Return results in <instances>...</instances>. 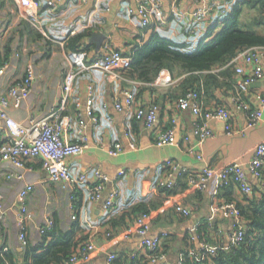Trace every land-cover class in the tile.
Listing matches in <instances>:
<instances>
[{
    "label": "crops",
    "instance_id": "0c3cea01",
    "mask_svg": "<svg viewBox=\"0 0 264 264\" xmlns=\"http://www.w3.org/2000/svg\"><path fill=\"white\" fill-rule=\"evenodd\" d=\"M35 1L43 34L25 20L16 21V0H0V55L13 61V68L0 81V96H7V77L19 79L27 67L32 69L34 75L27 97L18 108H9V114L18 122L25 121L31 115H43L58 106L62 96L60 86L68 69L64 47L70 36L86 31L89 36L95 32L103 33L106 39L102 47L108 45L128 57L137 44L147 42L153 34L194 49L201 40L209 38L208 29L213 24L221 23L234 5L242 0H162L165 24L161 25L152 19L147 28L141 26L136 16L128 13L129 7L135 4L134 0H88L85 4L81 0ZM213 3L216 5L206 17L197 20L196 10L208 11ZM255 15L254 9L244 7L240 20L247 22ZM221 27L214 30L215 33ZM255 30L264 34L260 27ZM89 36L86 44L89 49L85 55L87 62L91 63L100 51L96 52L95 45L88 41ZM234 78L237 79L236 75ZM169 80L176 82L169 85ZM179 81L180 78H172L161 72L153 82L144 83L125 72L120 73V78H115L98 69L82 73L75 80L67 99V112L73 115L79 104L85 121L88 120L84 105L87 86L91 85L92 110L98 117V123L81 128L74 121L69 139L73 143H84L86 148L81 155L68 158L67 163L73 175L96 168L106 174L110 182L105 186L103 199L112 189L119 191L115 205L105 210L103 199L94 202L88 198V186L92 185L93 178L88 177V182L78 188L76 200H79V207L74 221L83 230L88 242L95 244L89 259L78 264H106L108 253H115L120 264H130L127 257L133 253H138L135 264L143 258L142 236L130 233L125 237V226L114 228L109 223L138 203L146 204L155 220L154 225L150 224L148 238L169 232L167 252L171 262L177 261L180 252L186 249L188 236L195 235L197 227L205 223L210 226L211 238L216 236L227 243L231 222L222 216L217 207L227 199L243 202L244 194L234 183L229 185L231 187L227 191L226 187L220 186L216 177L207 183L203 191H197L188 185L185 175H178L206 167L217 172L232 163H240L247 168L257 146L264 144V106L261 107V122L255 127H247L245 114L235 109L230 86L214 89L204 103L206 106L220 103L229 109L233 114L230 122L234 132L229 134L222 122L211 121L213 136L199 143L192 135V116L188 111H180L175 104L180 94ZM225 83L230 85L228 79H225ZM262 90L264 76L250 87L247 95L254 107H259L255 95ZM125 91L133 93L137 104H147L152 100L156 102L158 117L152 129H146L133 112L117 111L112 107L114 98L122 96ZM104 103L108 104L107 108H103ZM167 129L173 130L177 143L157 147L154 143L156 137ZM184 137H188V140L184 141ZM114 143H120L123 148L116 156L109 153V146ZM166 161L179 166L171 177L176 187L169 194L160 188V182L167 172ZM28 165L31 170L26 171L24 177L35 184V190L27 198L29 209L34 213V221L27 225L26 230L28 241L35 244L38 239L37 225L47 212L58 216L61 224L69 225L72 221L69 220L66 193L47 180L38 161L29 162ZM6 172L7 168L0 163V193L3 195V204L9 208L15 202L17 183L7 180ZM250 180L253 186L264 192V182ZM256 196L260 198L259 193ZM178 205L188 209L189 215L183 216L176 212L175 206ZM17 236L15 215L8 210L4 221L0 223V249H12L20 253L22 249ZM194 245L199 247L197 242Z\"/></svg>",
    "mask_w": 264,
    "mask_h": 264
},
{
    "label": "built area",
    "instance_id": "2783aa9c",
    "mask_svg": "<svg viewBox=\"0 0 264 264\" xmlns=\"http://www.w3.org/2000/svg\"><path fill=\"white\" fill-rule=\"evenodd\" d=\"M17 14L16 21H27L33 25L40 33H44L41 25L38 7L35 0H16ZM53 2H62L64 0H52ZM84 4L88 0H81ZM135 4L129 7L128 13L136 16L140 20L143 28L150 25L152 19L159 24H165L166 17L164 14L162 0H134ZM216 5L213 3L208 11L197 9L195 16L197 20H202L207 13ZM17 56V54H14ZM65 60L68 62V69L64 74L61 83L62 96L59 99L58 106L51 108L43 115H31L25 121L18 122L9 114V108H18L22 101L30 92L34 81L32 69L27 67L24 74L19 79L12 76L7 77L9 84L7 96H0V163L7 168L6 179L17 183L15 202L13 206L6 208L3 204V195L0 193V223L5 219L6 212L12 211L15 215V221L18 228V241L21 249L28 244L27 230L28 224L33 223L34 213L29 209L27 198L30 193L35 190V184L25 180L24 174L30 171L28 163L38 161L42 167L46 178L52 184L57 185L67 195V205L69 212V220L74 221L77 218V210L73 207L76 200V192L79 187L88 182V177L93 178L92 185L88 186V198L91 201L99 202L103 199V191L108 182V176L96 168L84 171L78 175L71 173L67 159L81 155L86 145L83 143H73L69 139L70 131L74 121L81 128L88 125L96 126L98 117L93 113V88L87 86L86 112L88 120L85 121L79 104L76 112L71 115L67 112V99L73 89V84L77 77L92 69H98L120 78V73L125 72L131 64V59L123 55L119 50H112L108 45H104L100 52L96 55L91 63L87 62V57L82 50L69 51L65 53ZM12 59L4 58L0 55V81L4 79L10 69L13 67ZM228 66L234 70L237 77L236 90L232 101L235 109L245 114L247 127L257 126L262 119L261 107L264 106V90L259 91L255 95V100L259 107H254L247 95L250 87L260 81L264 76V46H255L240 50L230 61ZM173 80H169L168 84H174ZM176 107L180 111H188L192 116V135L199 143L213 136V129L210 126L211 121H219L224 125V130L231 134L233 129L231 126L232 112L224 105L206 106L203 101V94L189 90L175 100ZM108 104L104 103L103 108H107ZM112 107L117 111L125 110L127 113L133 112L134 115L142 122L146 129H152L158 117V105L155 101L147 104H137L132 92L125 91L122 96L114 98ZM243 132V131H240ZM188 137H184L187 141ZM157 147L171 146L177 143V139L172 129H167L158 134L154 141ZM122 145L114 143L109 146V153L116 156L122 152ZM264 159V144H260L254 151L253 157L245 168L240 163H232L223 169L215 172L212 168L206 167L196 172H189L187 183L197 190L203 191L207 183L214 177L219 181L221 187L234 183L240 192L244 195H250L253 185L250 178L259 180L261 177V167ZM167 172L160 185L168 189H172L176 184L171 181V177L177 172L179 166L171 161H166ZM119 195L117 189H112L110 194L103 199L102 206L105 210L111 209L115 205V201ZM224 218L231 222V230L227 234V243L239 245L242 243L245 233L248 229L247 225L241 220L240 210L234 202L223 201L217 207ZM175 211L183 216L189 215V210L182 206H175ZM52 226L51 215L47 212L42 222L37 225L36 232L39 242L46 229ZM150 230V221L147 215H140L135 221L134 228L126 230L125 237L130 233L142 236L141 249L146 252L159 249L161 240L166 232H162L153 238H148L147 233ZM191 240L197 242L201 249H206L209 254H214L215 249L206 243L198 242V237L191 236ZM95 250V244L91 241L87 242L79 253L74 254L67 264H78L89 259L90 253ZM1 253V249H0ZM138 253L130 254L129 259H134ZM149 258V263L160 264H181L179 260L171 262L164 254ZM117 259L115 253L106 255V264H114Z\"/></svg>",
    "mask_w": 264,
    "mask_h": 264
},
{
    "label": "trees",
    "instance_id": "16d2710c",
    "mask_svg": "<svg viewBox=\"0 0 264 264\" xmlns=\"http://www.w3.org/2000/svg\"><path fill=\"white\" fill-rule=\"evenodd\" d=\"M244 7L256 11L253 19L247 22L240 20ZM219 26H222L221 29L215 33L214 30ZM257 27L264 30V0H242L234 5L221 23L213 24L208 29L209 38L201 40L194 49L174 44L158 34H153L143 44H137L129 53L131 64L125 74L144 83L153 82L161 72L172 78H180L178 82L180 94L176 99L193 90L203 94L204 101L214 89L222 86H230L234 96L237 79L234 78L233 68L228 64L238 51L264 46V34L258 33L255 30ZM88 36V31L70 36L65 43V50L67 52L82 50L85 53L89 49V45H86ZM225 79H228L230 85L225 83ZM183 175L188 178V173L184 172L179 173L178 177ZM259 180L264 182V159ZM228 186H224L227 191L231 187ZM175 187L176 185L168 189L160 185L165 194L171 193ZM256 193L260 194V198ZM77 200L73 202L74 209L79 207ZM227 202L236 204L240 210L241 220L248 227L242 243L232 245L224 243L219 237L211 238L210 226L205 223L196 229L198 242L212 246L215 253L209 254L206 249L196 248L190 235L187 238L186 249L179 254L178 260L181 264H264V192L253 186L251 194L244 195L243 202H235L232 199H227ZM140 215H147L150 224H155L151 210L144 203L132 206L117 219H111L109 223L111 227L125 226L124 231L130 230L134 228L135 221ZM51 221L52 226L45 230L39 242L33 244L28 241L20 253L12 249L1 250L0 264H67L68 260L84 247L88 238L76 221L64 225L56 215H51ZM165 232L159 249L146 252L137 264H150L147 256L164 254L168 257L169 232ZM127 259L130 260V264L136 263L134 262L136 258ZM114 264H120L118 258Z\"/></svg>",
    "mask_w": 264,
    "mask_h": 264
},
{
    "label": "water",
    "instance_id": "95a60500",
    "mask_svg": "<svg viewBox=\"0 0 264 264\" xmlns=\"http://www.w3.org/2000/svg\"><path fill=\"white\" fill-rule=\"evenodd\" d=\"M105 39L106 36L103 33L95 32L90 34L88 41L93 43L95 45L96 52H99Z\"/></svg>",
    "mask_w": 264,
    "mask_h": 264
}]
</instances>
